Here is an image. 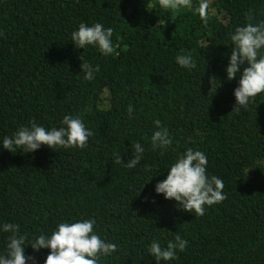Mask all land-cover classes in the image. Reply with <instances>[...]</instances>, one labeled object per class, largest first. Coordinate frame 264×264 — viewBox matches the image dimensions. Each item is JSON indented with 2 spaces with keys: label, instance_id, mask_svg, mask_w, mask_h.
<instances>
[{
  "label": "trees",
  "instance_id": "obj_1",
  "mask_svg": "<svg viewBox=\"0 0 264 264\" xmlns=\"http://www.w3.org/2000/svg\"><path fill=\"white\" fill-rule=\"evenodd\" d=\"M199 3L173 12L158 0H0V255L4 224L20 225L25 255L45 264L51 250L30 245L39 235L94 219L95 234L117 245L98 264H157L151 243L166 248L176 235L185 251L159 264H264V93L233 111L240 74L226 72L231 35L264 21V0H208L207 24ZM81 23L112 28L115 52L77 49ZM189 53L192 70L176 61ZM83 62L99 65L91 81ZM65 116L93 133L87 148H3L21 127L58 129ZM156 120L172 140L166 150L152 147ZM137 142L142 158L128 168ZM189 148L206 155L227 196L199 217L155 190Z\"/></svg>",
  "mask_w": 264,
  "mask_h": 264
},
{
  "label": "clouds",
  "instance_id": "obj_2",
  "mask_svg": "<svg viewBox=\"0 0 264 264\" xmlns=\"http://www.w3.org/2000/svg\"><path fill=\"white\" fill-rule=\"evenodd\" d=\"M159 6L176 12L183 8H191L192 0H158ZM208 0H200L195 11L199 14L204 24L208 23ZM251 20V12L247 17ZM113 29H105L102 24L95 23L88 26L81 23L77 31L71 34V40L77 49H85L87 46H94L104 55L108 56L115 52L112 43ZM233 47L229 65L226 68L227 79H235L240 74L239 87L234 90L236 104L233 111L246 109L251 102H254L258 94L264 93V21L258 25L248 23L246 26L237 27L231 35ZM177 63L192 70L196 67V61L191 53L178 55ZM241 66L243 71L241 72ZM84 78L93 80L94 73L99 71V65L93 68L90 64L81 65ZM215 77L210 80L212 85L210 91L216 94ZM133 107L129 105L127 111L129 117L133 113ZM63 127L46 129L34 121L31 126L21 127L12 137L3 138V148L14 153L17 148L24 153H34L41 146H48L55 150L57 147L65 149H85L88 146L89 138L93 133L88 130L83 121L78 117L65 116ZM155 125L160 130L154 132L151 137L154 149H167L172 140L168 131L161 127V121L156 120ZM133 158H130L126 167L134 168L140 162L144 148L139 142L132 145ZM123 160L116 156V163ZM124 162V161H123ZM208 159L201 151H194L189 148L169 168L167 178L156 185L157 194H163L168 200H175L177 206L186 212L195 213L196 216L205 214V205L212 206L223 202L227 196L223 193L225 187L223 181L215 175L209 177L206 174ZM94 219L82 220L75 223H60L57 230L50 236L39 235L31 247L39 251L41 248L50 249L45 264H98L101 256H108L117 250V245L102 240L94 232ZM4 232L11 233L7 243L6 255H0V264H27L29 260L35 264V257L25 255V241L27 235L20 234V225L7 223L2 226ZM188 241L180 235L175 240L169 241L166 248H162L158 241H153L148 252L159 264L161 260L171 261L175 258L177 249L185 251Z\"/></svg>",
  "mask_w": 264,
  "mask_h": 264
}]
</instances>
